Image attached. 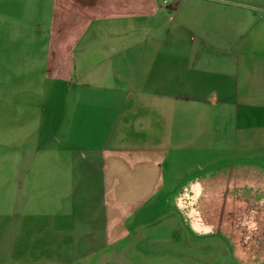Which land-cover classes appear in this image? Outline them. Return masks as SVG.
<instances>
[{"label": "crops", "instance_id": "crops-1", "mask_svg": "<svg viewBox=\"0 0 264 264\" xmlns=\"http://www.w3.org/2000/svg\"><path fill=\"white\" fill-rule=\"evenodd\" d=\"M89 4L52 66L76 82L65 88L74 96L68 129H57L79 179L72 200L98 194L71 203L62 233L73 253L88 240L101 248L90 257L116 254L118 243L126 257L146 243L158 255L138 248L142 264H243L237 248L249 239L264 259V10L218 0Z\"/></svg>", "mask_w": 264, "mask_h": 264}, {"label": "rangeland", "instance_id": "rangeland-1", "mask_svg": "<svg viewBox=\"0 0 264 264\" xmlns=\"http://www.w3.org/2000/svg\"><path fill=\"white\" fill-rule=\"evenodd\" d=\"M89 2L0 0V264H142L133 257L136 250L158 255L152 245L141 243L130 255L118 256V243L116 254L90 257V250L101 248L87 240L80 256L73 253L68 232L62 233L72 201L86 205L98 196L77 192L72 200L79 179L72 175L70 154L63 151L69 149L57 129H68L74 96L66 89L71 92L76 82L61 81L52 67L58 41L65 32L64 44L72 45L74 18L90 10ZM79 217L88 220L89 209ZM256 244L249 239L238 244V262L264 260L255 257L261 249ZM148 264L170 263L152 259ZM210 264H224V259Z\"/></svg>", "mask_w": 264, "mask_h": 264}, {"label": "water", "instance_id": "water-1", "mask_svg": "<svg viewBox=\"0 0 264 264\" xmlns=\"http://www.w3.org/2000/svg\"><path fill=\"white\" fill-rule=\"evenodd\" d=\"M218 1L264 10V0H218Z\"/></svg>", "mask_w": 264, "mask_h": 264}]
</instances>
